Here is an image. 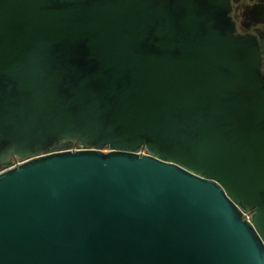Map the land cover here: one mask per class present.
<instances>
[{"label": "water", "instance_id": "1", "mask_svg": "<svg viewBox=\"0 0 264 264\" xmlns=\"http://www.w3.org/2000/svg\"><path fill=\"white\" fill-rule=\"evenodd\" d=\"M229 11L0 0V264H264V33Z\"/></svg>", "mask_w": 264, "mask_h": 264}, {"label": "flooded vegetation", "instance_id": "2", "mask_svg": "<svg viewBox=\"0 0 264 264\" xmlns=\"http://www.w3.org/2000/svg\"><path fill=\"white\" fill-rule=\"evenodd\" d=\"M228 16L236 26V34L259 38L264 33V0H229ZM18 162L16 158L11 163Z\"/></svg>", "mask_w": 264, "mask_h": 264}, {"label": "built area", "instance_id": "3", "mask_svg": "<svg viewBox=\"0 0 264 264\" xmlns=\"http://www.w3.org/2000/svg\"><path fill=\"white\" fill-rule=\"evenodd\" d=\"M141 153H144V152H141ZM20 162H16L15 164H12V166L16 165V164H19Z\"/></svg>", "mask_w": 264, "mask_h": 264}]
</instances>
